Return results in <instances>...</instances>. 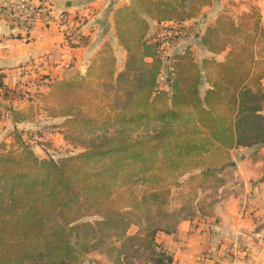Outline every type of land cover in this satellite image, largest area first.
I'll return each instance as SVG.
<instances>
[{
    "label": "rangeland",
    "instance_id": "1",
    "mask_svg": "<svg viewBox=\"0 0 264 264\" xmlns=\"http://www.w3.org/2000/svg\"><path fill=\"white\" fill-rule=\"evenodd\" d=\"M191 2V5H179L177 13L171 5L168 10H162L156 0H132L128 5L121 7L125 14L118 10L116 18L119 19L124 42L132 49L130 52L120 41V31L116 23L111 33L108 22L102 23L96 33L99 19L93 16L89 18L90 15H96L94 12H90L89 17L81 14L80 24H74L71 28L66 26V22L64 32L69 46L91 45L93 48L100 45L101 48L95 52L87 73L82 75L79 69L70 71L68 76L61 80H67L71 84L63 87H57V82L61 80L50 82L43 76H36L34 79L27 76L17 84L7 85L0 79V154L9 149L17 151L20 138L28 141L41 158L51 154L56 158L72 155L84 150L83 136L79 135L109 136L120 128L130 142L137 139L151 142L153 134H147V129L138 128L132 123H121L118 117L128 115L136 109L135 98L142 96L146 91L170 90L167 77L173 56L190 47L200 62L204 58L225 61L234 44H229L224 50L220 48L226 43L224 35L231 29V22L242 24L247 30L244 14L253 13L252 22L258 19L259 10L250 0H225L220 10L218 7L214 10L221 15L219 20L209 18V13L205 14L206 0ZM184 11H191L196 18L181 19ZM139 15L144 17L143 21L138 20ZM164 17L173 18L167 20L163 19ZM116 18L114 17V22ZM145 18L148 19V24L145 23ZM258 20L263 24L262 19ZM218 25L223 33L222 39L220 34L219 37L215 34L209 35V44L215 48L214 52L208 45L203 44L202 37L209 27ZM106 33L109 38L104 36ZM145 33L148 39L159 43L158 54L164 62L161 74L156 73L152 66H143L140 63L138 42L140 36ZM245 40L244 35L240 37L241 43ZM254 49L256 60L250 73L254 76L244 85L255 89L258 84L256 75L262 76L261 83L264 85V36L255 40ZM146 61L152 60L146 58ZM208 70L215 79L222 69L210 66ZM237 74L234 72L231 77L236 79ZM204 82L201 85L202 93L209 87L206 74ZM151 84L154 85L150 89ZM255 105H259L261 113L264 114V96H261V101ZM213 107L214 114L219 115V122L224 123L230 114L227 100L223 103L216 100ZM66 111L76 115V120L67 125V117L64 115ZM15 112L18 114L16 121H23L18 128L16 125L5 123L9 119L15 121ZM85 117L95 118L97 123L89 126L91 128L83 129ZM216 127L217 124L212 129H217ZM76 132L80 133H77L74 139L75 145L69 144L65 134L72 135L71 133ZM220 137L226 139V132H221L217 141L227 147L228 142L223 140V143ZM221 152L224 150L216 155L211 154L208 158L209 161H224L218 167L221 176H218L217 180L205 179L198 174L199 170L184 176L166 173L167 180L161 181V184L155 181L147 184L130 181L128 185H124V181L115 183L109 180L112 185L110 192L103 189L90 200L82 198L79 204L71 205V212L68 211L65 215L61 210L57 211L54 217L65 224L72 234L71 242L77 255L72 264H160L162 258L159 253L163 251L173 257V264L175 256L167 246V233L174 230L177 222L183 217L198 214L197 210L202 215L212 212L214 206L220 202L219 196L228 189L222 186L234 176L232 169L228 168L226 173L224 169L231 166L230 162L236 154L240 157L250 156L258 168L256 171L259 170L260 181H264V140L250 145H237L228 150V157L220 155ZM159 185L165 187L160 188L164 191L163 196L158 201L149 196L145 199V194L152 192ZM84 189H78L77 192L82 193ZM1 199L0 205H3L4 200ZM159 209L163 212L160 213ZM100 221L106 224H101Z\"/></svg>",
    "mask_w": 264,
    "mask_h": 264
},
{
    "label": "trees",
    "instance_id": "2",
    "mask_svg": "<svg viewBox=\"0 0 264 264\" xmlns=\"http://www.w3.org/2000/svg\"><path fill=\"white\" fill-rule=\"evenodd\" d=\"M191 1L156 0V3L162 6V10H168L171 5L177 13L179 5H191ZM118 10L125 14L122 8ZM190 12L184 11L181 19L195 17ZM253 16V13L243 16L247 21V30L242 24L231 22V29L224 35L226 43L220 48L224 50L229 44H234L225 61L204 58L200 62L188 47L170 59L167 77L170 90L153 91L151 88L154 84H151V90L135 98L136 109L118 117L121 123H132L138 128L147 129V134H153L151 142L139 139L130 142L120 128L109 136L79 135L83 136L84 150L58 158L52 154L45 158L39 157L31 144L20 138L17 151L9 149L2 152L0 199L4 202L0 205V264H72L77 259L71 242L72 234L65 224L54 217L57 211L61 210L65 215L71 212L70 206L79 204L82 198L90 200L103 189L109 191L112 188L109 180L115 183L124 181V185L130 181L143 184L155 181L161 184V181L167 180L166 173L184 176L194 170H199L198 174L205 179L217 180L221 176L218 167L224 161H209L211 154L216 155L224 150L220 155L228 157V150L237 145H250L264 140V114L259 105H255L264 96L262 76L256 75L258 84L255 89L244 85L254 76L250 74L256 60L254 42L264 36V25L258 20L261 19L260 12L255 22L251 21ZM140 19L144 17L139 15ZM145 19L148 24V19ZM115 23L120 31V41L128 52L132 51L124 42L118 18ZM211 34L216 37L220 34L222 39L219 25L209 27L202 37L203 44L215 52V48L209 44ZM243 35L246 40L241 43L240 37ZM158 46L159 43L148 39L146 33L140 36L138 48L141 65L152 66L156 73L161 74L164 62L158 54ZM146 58L152 61L148 62ZM210 66L222 69L215 79L209 73ZM234 72L238 73L236 79L231 77ZM204 74L209 87L202 93ZM68 84L71 83L61 80L57 82V87ZM225 99L230 114L221 123L219 115L213 112V103L216 100L223 103ZM13 114L17 120L18 114ZM64 115L67 117L66 125L76 120V115L71 112L66 111ZM84 122L82 128L88 129L97 120L85 117ZM215 124L217 129H212ZM223 131L227 137H220V140L228 142H225L227 147L217 141ZM77 133L80 132L65 134L69 144L75 145ZM160 188L165 187L159 185L145 194V199L149 196L158 201L164 194ZM78 189L84 191L79 193ZM159 211L163 212L161 209ZM159 255L162 258L160 264L173 262V257L166 251Z\"/></svg>",
    "mask_w": 264,
    "mask_h": 264
},
{
    "label": "crops",
    "instance_id": "3",
    "mask_svg": "<svg viewBox=\"0 0 264 264\" xmlns=\"http://www.w3.org/2000/svg\"><path fill=\"white\" fill-rule=\"evenodd\" d=\"M10 1L0 0V6ZM45 1L53 8L55 17L50 21L42 20L30 32L0 17V79L5 85L17 84L27 76L30 79L43 76L55 82L74 69L85 75L101 46H69L65 24L57 19L58 15L67 17L66 26L71 28L80 24L81 14L89 17V13L94 12L96 15L89 18L99 19L96 33L105 22L111 33L115 28L116 11L132 0ZM250 1L258 8L264 24V0ZM224 3L225 0H206L205 14L217 19L219 13L214 10L217 7L220 10ZM108 33L104 36L109 38ZM5 123L18 128L23 121L9 119ZM232 159L224 173L229 168L234 176L222 186L228 189L222 191L220 202L212 212L202 215L197 210L198 214L183 217L175 229L167 233V246L175 256L173 264H264V181H260L259 170L256 171L258 168L250 156L236 154Z\"/></svg>",
    "mask_w": 264,
    "mask_h": 264
},
{
    "label": "built area",
    "instance_id": "4",
    "mask_svg": "<svg viewBox=\"0 0 264 264\" xmlns=\"http://www.w3.org/2000/svg\"><path fill=\"white\" fill-rule=\"evenodd\" d=\"M0 17L30 32L42 20L50 21L55 13L45 0H12L6 6H0ZM57 19L63 24L67 21L63 14Z\"/></svg>",
    "mask_w": 264,
    "mask_h": 264
},
{
    "label": "water",
    "instance_id": "5",
    "mask_svg": "<svg viewBox=\"0 0 264 264\" xmlns=\"http://www.w3.org/2000/svg\"><path fill=\"white\" fill-rule=\"evenodd\" d=\"M71 3H68V5H70Z\"/></svg>",
    "mask_w": 264,
    "mask_h": 264
}]
</instances>
